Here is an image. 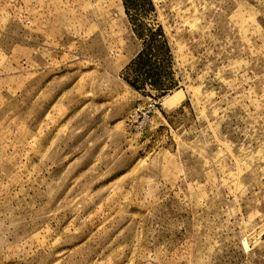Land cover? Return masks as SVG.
Wrapping results in <instances>:
<instances>
[{
  "label": "rangeland",
  "instance_id": "1",
  "mask_svg": "<svg viewBox=\"0 0 264 264\" xmlns=\"http://www.w3.org/2000/svg\"><path fill=\"white\" fill-rule=\"evenodd\" d=\"M0 264H264V0H0Z\"/></svg>",
  "mask_w": 264,
  "mask_h": 264
},
{
  "label": "built area",
  "instance_id": "2",
  "mask_svg": "<svg viewBox=\"0 0 264 264\" xmlns=\"http://www.w3.org/2000/svg\"><path fill=\"white\" fill-rule=\"evenodd\" d=\"M160 105L159 98H151L147 101V103L141 107L135 108V110L130 115L131 123H137V128H142L150 119L151 113L157 110Z\"/></svg>",
  "mask_w": 264,
  "mask_h": 264
},
{
  "label": "trees",
  "instance_id": "3",
  "mask_svg": "<svg viewBox=\"0 0 264 264\" xmlns=\"http://www.w3.org/2000/svg\"><path fill=\"white\" fill-rule=\"evenodd\" d=\"M132 87H136L133 83L131 84Z\"/></svg>",
  "mask_w": 264,
  "mask_h": 264
}]
</instances>
